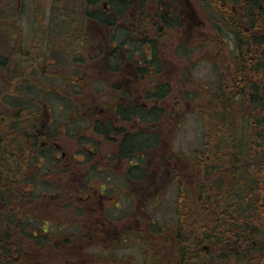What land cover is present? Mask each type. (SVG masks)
Masks as SVG:
<instances>
[{"label": "flooded vegetation", "instance_id": "flooded-vegetation-1", "mask_svg": "<svg viewBox=\"0 0 264 264\" xmlns=\"http://www.w3.org/2000/svg\"><path fill=\"white\" fill-rule=\"evenodd\" d=\"M2 5L9 9L46 8L44 0H3ZM49 9H57L63 16L47 19L39 15L29 24H33L31 32L42 31L53 45L43 52L40 46L30 48L29 44L19 52L38 76L34 87L46 89L40 91L49 92V101H54L48 110L46 100L34 99L35 105L40 104L41 113L46 110L49 117L56 114L62 120H50L47 129L39 117L33 130L37 138L48 136V141L39 147L49 148L53 157L48 171L52 176L41 174L45 181L40 179V184L50 191L49 198L67 200L68 206H73L68 211L75 216L68 225L74 230L68 235L62 233L64 225L42 224L60 234L55 242L67 243L57 245L55 257L69 259L68 264H97L116 260L103 256L111 248L116 251L133 245L139 249L142 261L159 262L160 253L166 251L155 248V240L171 233V240L166 242L177 246L176 238L179 243L186 238V225H191L190 231L198 239L202 238V248L208 253L211 238L203 228L214 230L217 223L225 221L226 230H230L232 208L230 204H220L213 190L217 192L218 180L231 178L232 168L227 163L232 152L238 151V145L233 143L234 135L236 138L239 134L238 129L231 128L234 122L240 120V134L247 137L245 146L239 148L242 155L248 158L252 152L258 161L264 157V125L258 128L253 124V120L264 119V0H51ZM43 20H47L46 24ZM55 29L59 33H52ZM165 32L169 36L173 33L171 56L179 64L192 57L198 59L192 63L197 68L206 63L203 81L208 80L207 84L193 82L195 76L189 67V78L185 80L188 86L182 92L183 110L178 112L172 105L161 119L183 122V117L190 114L208 121L199 148L188 157L173 155L174 151L166 146L158 150L159 137L151 133L153 123L162 114L158 105L171 92L169 77L176 74L171 64L167 66L172 71L169 67L160 71V63H164L155 39ZM187 74L184 72V76ZM227 77L229 90L224 81ZM144 84L152 90L144 88ZM244 85L248 88L239 96L235 94ZM233 99L238 105L228 116L229 126L224 123L228 128H224V103L230 104ZM217 124L212 134L215 143L210 144L213 139L209 133ZM61 135L66 136V151ZM75 139L71 150V140ZM189 167L193 172L186 170ZM35 168L41 166L37 164ZM61 173L66 175L62 184L54 180V175ZM189 177L194 180L188 190V185L183 184H188ZM110 182L113 185L108 187ZM170 187H174L172 200L186 202L194 198L201 207L185 210L183 204L176 222L166 217L168 211L163 221L154 219L161 202L167 206L169 199L164 196ZM183 193L188 194L187 198ZM121 200H128L126 211L122 210ZM224 205L223 210L220 207ZM225 210L230 216H223ZM170 223L179 226L182 234L177 233L175 238ZM33 231H42L39 239L47 238V230L36 227ZM214 235L220 243L231 244L230 236L221 239Z\"/></svg>", "mask_w": 264, "mask_h": 264}, {"label": "trees", "instance_id": "trees-1", "mask_svg": "<svg viewBox=\"0 0 264 264\" xmlns=\"http://www.w3.org/2000/svg\"><path fill=\"white\" fill-rule=\"evenodd\" d=\"M0 3L2 4L3 0H0ZM5 13L6 10H0V24L2 25H5V22L9 20L7 18L8 13ZM33 47L31 44L30 48ZM21 50L23 51L22 48ZM14 57L16 56L12 55V53L0 55V264H39V258H42L41 250L43 246L32 248L27 244V241L31 240L38 243L40 239L37 236L42 235V231H32V233L26 235L27 232L20 229L23 227L17 216L21 213L20 211L24 212L22 218L28 213H34L33 210L35 209L25 211L26 207H33V203L36 202V200L30 198V195L28 196L27 192L29 191V185H31L29 182L37 176L36 168L34 170L35 158H41V155L45 156L46 154L43 151L46 150L45 152L50 153V149L39 147L37 144L38 138L33 133L39 123L40 104L36 105L35 114H31L24 101L25 91L34 92L32 90L34 79L32 80L31 78L33 75L28 71L32 65L28 63L27 58L24 59L21 56L17 57V60L11 61ZM28 58L32 59L33 57L29 56ZM9 63H15V67H10ZM18 75H20V78H17ZM15 80L20 81V84L14 85ZM246 87L248 88V86L244 85L243 88L236 89L235 94L239 96V93ZM40 90L43 91V89ZM250 90L256 89L250 87ZM5 97H15L20 100L23 106L10 105L5 100ZM23 115L31 118V120H26L27 118H23ZM222 124V126H225L224 128H228L224 123ZM253 124L260 128V125H264V119L253 120ZM241 130H237L239 134L236 138L234 135L233 145H238V151L232 152L229 159L230 163H227L232 168L231 178H224L223 181L218 180L216 184L217 193L228 194L232 198L233 213L231 216L228 213L226 215L225 210V215H223L231 218L230 230H226L225 221L221 225L217 223L214 230H211L209 226L203 228L209 234V238H211V247L207 253L202 248V238L198 239L191 232V225H186L187 227L184 229L186 238L181 239L179 243L176 234H182V231L178 230L180 227H176L175 223H170L172 229H174L173 235L175 234L178 243H176L175 249L172 248V245L167 244L168 249L171 250V247L174 251L172 256L168 254V264H264V219L261 220L264 215V157L262 161H258L255 156L249 155L248 158H245L242 155L239 148L245 146L247 137L240 134ZM139 141L144 143V138H140ZM156 141L157 139L154 138L153 143ZM224 145L226 146L227 143L224 142ZM27 151L30 153L24 156L23 152ZM33 154L34 157L32 156ZM222 159L223 164L226 163V159L224 157ZM259 162H262L263 165H260ZM21 167L26 170L23 176L20 175ZM221 170L223 171V167ZM258 170L263 171V174ZM20 181L26 182L23 187L20 185ZM16 192L23 194L24 197L19 198ZM190 201L193 203L191 199ZM168 206L169 203H167L165 212H169ZM173 206V212L175 211L173 222H176V217H178V213L182 209L181 201L173 199ZM70 207L73 206H68V208ZM220 208L224 210L226 206L224 205ZM33 219L38 222V218L30 216L26 225L30 226ZM14 227L15 229L13 230ZM214 234L221 236V239L222 237L230 236L231 244L220 243V238ZM22 236L26 237L23 239V243L20 239ZM214 240L215 242H212ZM37 243L36 245H41ZM216 244H225V246L219 247ZM37 252L40 254H37ZM56 252L52 251L53 255L55 254L56 256ZM137 252L140 254L139 249H137ZM54 258L56 259L57 257ZM144 260L138 264L151 263ZM110 261L111 264L116 262V260ZM164 262L153 261L154 264H163ZM120 264L124 263L121 262ZM126 264H132V262L128 260Z\"/></svg>", "mask_w": 264, "mask_h": 264}, {"label": "rangeland", "instance_id": "rangeland-1", "mask_svg": "<svg viewBox=\"0 0 264 264\" xmlns=\"http://www.w3.org/2000/svg\"><path fill=\"white\" fill-rule=\"evenodd\" d=\"M46 2V8L45 9H41V8H30V7H26L24 8H5L1 3H0V10H6V13H8L7 18L9 19L8 21L5 22V25L0 24V55L4 54V53H12V55L16 56L14 58L11 59V61H15L17 60V57H20L19 51H22L21 48H26V45L31 44L33 46L41 47L42 51L45 52V50L47 51L49 49V45H53V41H50L49 39L46 38V36L42 33V31L37 32V31H32L31 32V27L33 24H29L30 22H32L34 19L36 20L37 16H40V18H51V19H57L58 17H61L63 15L60 14V12L55 9L54 11H52V9H49V2L51 0H44ZM61 1V0H58ZM61 3V2H60ZM63 4V3H62ZM62 4H57L58 6H61ZM68 10V7H67ZM10 11V12H9ZM70 11V10H68ZM75 12V11H74ZM5 13V14H6ZM78 13V12H75ZM52 16V17H50ZM67 17H72L71 14L66 15ZM49 17V18H48ZM77 17L76 15L73 16V18ZM25 18H27L25 20ZM25 21H27L26 25L24 24ZM46 24L47 20H43ZM61 26V25H60ZM41 25H40V29H41ZM43 27H45V25H43ZM56 27V26H54ZM52 33H59V29H55L52 30ZM152 36V35H151ZM173 33H171V36H169L168 34H166V32L164 34H162L161 36L156 37L155 42L157 43L159 50L161 52V58L163 60V63H160V71H162L164 69V72L167 70V65L171 64L173 65L174 70L173 72L176 74H171L169 77V80L171 83H169L170 88H171V92L170 94L164 98L161 103L158 105V109L162 110V114H160V116L158 117L157 121L155 123H153V126L151 128V133L153 134H157L159 137V143H158V150H165V146L167 148V150L171 151L173 150L174 153L173 155H177V154H184L185 156H190L192 154L193 150H196L199 148L202 140V134L204 132V124L208 123V121L206 119H203L202 121H200V119L196 116V115H190L187 114L185 116V118L183 117V122L182 120H177V119H168L167 121L165 120H161L164 118L166 113H169L171 110V106L173 105L175 107L176 110H178V112H181L183 110V105L184 102L182 100V92L186 89V87L188 86V84L185 82L186 79H188V75L187 74V69H189V67L191 68V70L193 71V76L195 80H193V82H199L202 86L204 85V83L207 84V81H203L204 77L207 75L206 71H204L203 66L206 65V63H202L201 67L197 68L195 66L192 65V63H196L198 61L197 57H192L190 60L188 61H184L183 64H179L176 60L175 57L171 56V50L175 44V41L173 40ZM229 45V44H227ZM2 49V51H1ZM228 49H230V47L228 46ZM194 60V61H192ZM10 67H15V63H9ZM224 65H226V67L231 66L230 64H226L224 63ZM195 67V68H194ZM232 68V67H231ZM50 70V69H48ZM169 70L172 71L173 68L169 67ZM197 70V72H195ZM30 73H32L33 79L38 80V76L36 77L35 73H33V66L31 67L30 70H28ZM190 71V70H189ZM203 72V74H200L198 72ZM184 72L187 74V76H184ZM35 75V76H34ZM3 77V76H1ZM162 77H165L162 76ZM17 78H20V75H18ZM154 79H157V77H154ZM19 80V79H18ZM225 83L228 85L226 88L227 90H229L230 87V83H229V78H225ZM33 83V82H32ZM20 81H16L14 82V85H19ZM49 85V84H48ZM144 88L147 89H151L148 85L144 84L143 85ZM153 86V85H152ZM151 86V87H152ZM39 88V87H37ZM37 88L33 87V93L32 91L29 92V90L24 92V101L26 102V107H28L29 109V113H33L35 114L36 111V105L34 103V99H41V101L46 100L48 107L47 110L49 108H53L54 105V101H49V95H47L48 93L39 91ZM19 89V87H18ZM17 89V90H18ZM24 89V87H23ZM43 90H46L44 88H41ZM86 90V89H85ZM152 90V89H151ZM90 95V94H89ZM169 98V99H168ZM5 100L10 104V105H17V106H23L22 103H20L19 99H16L15 97H5ZM27 100V101H26ZM238 103L237 101H235L234 99L231 101L230 104L224 103L225 106V112L227 113V119L222 121L221 123H225L226 125L229 126L230 118L228 117L231 113L235 112L236 107H237ZM20 108V107H19ZM191 110H187V112L189 113ZM42 114V116H41ZM47 114V115H46ZM55 116L49 117L47 111H43L42 113L40 112L39 117H41L42 119V127L47 129L50 127V125L48 124L50 120H57V121H62L60 120V115H56ZM239 117V116H237ZM23 118H27L26 120H31V118H28L27 116L23 115ZM161 120V121H160ZM49 126V127H48ZM212 126L209 125L208 127L210 128ZM218 126V124L216 126H213L209 136L211 135V139H213L210 144L215 143L214 142V136H212V134L215 133L214 128H216ZM241 127V122L238 119L236 122H234L233 127L234 130L236 129H240ZM147 128L146 126H144V129ZM210 130V129H209ZM145 131H148V129H145ZM232 132H228L227 134H231ZM46 134H48L46 132ZM48 141V136H40L37 139V144H43L44 142ZM79 141V140H78ZM61 142H62V147L65 150H68L69 148L66 147V136L65 135H61ZM74 142H76L75 140H71V145H70V149L72 150ZM65 150V151H66ZM160 150V151H161ZM46 150H44V155H41V158L38 157L36 160V164L40 165L41 168L37 170V176L34 177V179L32 181H30L29 183H31V185H29V191L28 196L30 195L31 199L36 200V202H34V206H30V207H26L25 211H32L34 213H28L24 218H22V216H24V212L20 211L21 213H19V215L17 216V219L20 221L21 226L23 228H20L21 230H25L27 234L32 233V231L37 227V229L39 230H47L48 232L46 233V237L45 239H40L37 242L35 241H27V244L30 245L32 248H36V247H42V258H39V264H68L66 261H69V259L65 260L62 257H57L56 259L55 254L53 255L52 251L56 252L57 249V245H59L60 247L66 245L67 243H63V242H55V238L56 236H59L60 234L57 232L56 229L52 228L51 226L45 227L42 226V224H47L50 225L51 223L53 224H57V225H64L66 226L64 229L62 230V233L65 232L66 235H68V233H71V230L73 228L68 227V225L71 224V220L74 221L75 220V216H73V214H70V211H68V201L67 200H56L54 198H49V192H46V189H44L41 184H40V179L42 181H45L44 178L41 176V174L43 173H48L49 174V178L52 176L48 171L50 170V168L52 169V161H53V157H50V153L45 152ZM42 152V153H43ZM30 152H23V155L25 156L26 154H29ZM71 153V151H67V155L69 156V154ZM252 157L253 153H249ZM27 156V155H26ZM34 157V154L32 155ZM36 157V156H35ZM262 162H259V164L261 165ZM34 165V170H35V166ZM68 166H66L64 168V170L67 168ZM189 169L193 172V169L191 167L186 168V170ZM259 172H261L263 174V171L258 170ZM26 173V170L24 168H20V175H24ZM261 174V175H262ZM48 176V175H47ZM46 177V176H44ZM66 175L64 173H61L59 175H57V177L54 175V180L59 182V183H63V181L65 180ZM37 179V180H35ZM188 184L186 181H184L183 187L185 185H188V190L191 188V180L193 181L194 179L189 177L188 178ZM52 181V179H50ZM37 181V182H36ZM36 182V183H35ZM39 182V184H38ZM94 182V180L92 181ZM25 181H20V185L23 187V185L25 184ZM33 183V184H32ZM35 183V184H34ZM111 184L108 187H111L113 184L112 182H110ZM91 184V183H90ZM102 185V184H101ZM101 185H98L101 186ZM97 189V187H96ZM174 187H170L169 190L166 192L167 195L164 196V198L169 199L167 203H169V216H166L167 213L165 212L166 209V203L161 202V206H159V210H155L153 218L154 219H158L160 221H163L165 219V216L171 220L172 222L174 221V206H173V200H172V193H173ZM214 193H216L215 197L217 200H219L220 204L225 203L227 206L228 204H230V207L232 208V198L230 195H228V197L225 198H221L220 196H218L217 192H215L213 190ZM16 194H18L19 198H23V194L16 192ZM183 196L186 195V198L188 196V194L183 193ZM42 198V199H41ZM163 198V200H164ZM188 200V201H187ZM186 202L181 200V204L185 205V210H188V208H193V209H197L201 206L197 205V202L195 201L194 198H192L193 203H191L190 199L187 198ZM30 201V200H29ZM128 200H121L120 205L122 207L123 211H126L127 207H128ZM166 201V200H165ZM30 204V202H28ZM188 204L190 205L188 207ZM231 211H233V209H231ZM263 212V210H262ZM30 216H34L35 218H38V222L36 220H31V224L26 225V222L29 220ZM264 219V215L261 218V220ZM264 222V221H263ZM264 224V223H263ZM42 227L41 229L39 227ZM17 227V226H15ZM15 227L13 228V230L15 229ZM17 230V228H16ZM19 230V228H18ZM74 230V229H73ZM20 231V230H19ZM25 234V233H24ZM171 233H168V235H164V237L162 238H158L155 240V242H157L155 244V248H159V250H162L163 248H165L164 250L167 252L165 253H160V260L161 261H165L163 264H168V253L172 256L173 255V249H175V244H173L172 242H168L169 245H172V248L170 247L171 250L168 249V245H167V239L170 237ZM17 240L18 237L16 236ZM26 238L25 236H22L21 241L22 243L24 242L23 239ZM53 241H52V240ZM169 240H171V238H169ZM149 242H153V240H149ZM37 244H41V245H36ZM148 244V243H147ZM54 245V246H53ZM110 248V246H108V249ZM27 249V248H26ZM145 249H149L148 247L145 246ZM107 250V247L104 248V251ZM94 251V250H92ZM95 252V251H94ZM107 252V251H106ZM37 254H40L37 252ZM103 256H107V257H112L116 259V262H114L115 264H120L121 262H127L128 260L124 261L126 258L129 259V261L132 262V264H134L133 262H136L135 264L141 263L142 259L140 258V254H138L137 252V248L133 245H127V246H123L118 250H113V248H111L108 253H104ZM125 258V259H124ZM131 258V259H130ZM55 259V260H54ZM151 259V257L149 258ZM159 261V259L157 260ZM156 262V261H155ZM232 262V260H231ZM94 263V262H93ZM111 264V261H105V262H101L99 261L97 264ZM95 264V263H94ZM125 264V263H124ZM154 264V263H153Z\"/></svg>", "mask_w": 264, "mask_h": 264}]
</instances>
